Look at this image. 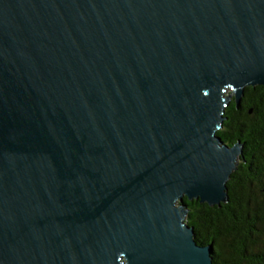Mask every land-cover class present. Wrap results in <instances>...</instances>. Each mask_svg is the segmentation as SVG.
<instances>
[{
	"label": "water",
	"instance_id": "obj_1",
	"mask_svg": "<svg viewBox=\"0 0 264 264\" xmlns=\"http://www.w3.org/2000/svg\"><path fill=\"white\" fill-rule=\"evenodd\" d=\"M257 85L264 0H0V264H214Z\"/></svg>",
	"mask_w": 264,
	"mask_h": 264
},
{
	"label": "trees",
	"instance_id": "obj_2",
	"mask_svg": "<svg viewBox=\"0 0 264 264\" xmlns=\"http://www.w3.org/2000/svg\"><path fill=\"white\" fill-rule=\"evenodd\" d=\"M240 105L245 109L238 108L236 101L231 100L224 113V126L218 130V134L228 145L239 141L246 149L250 128L253 127L255 136H264V86L246 87ZM250 107H256V115H249ZM250 119L253 120L252 127L249 126ZM246 172V164L241 162L227 182L229 200L221 205L211 207L198 199L190 201L184 197L189 209L188 224L194 226L196 232L195 240L202 245L213 244L214 264H260L257 259L254 260V252L248 247L244 232L246 221L259 214L255 211L257 206L249 207L241 202ZM259 207L264 209V204Z\"/></svg>",
	"mask_w": 264,
	"mask_h": 264
},
{
	"label": "flooded vegetation",
	"instance_id": "obj_3",
	"mask_svg": "<svg viewBox=\"0 0 264 264\" xmlns=\"http://www.w3.org/2000/svg\"><path fill=\"white\" fill-rule=\"evenodd\" d=\"M240 107L243 110L245 109V106L240 105ZM255 109L256 107L249 108L250 116L256 115ZM249 123V126L252 127L253 120L250 119ZM253 130L252 127L248 131L246 149L244 144L240 143L242 144V154L239 157L237 168L241 162L246 164V181L243 187L241 186L243 190L241 202L243 204L247 203L249 207L252 205L257 206L255 211L259 213L254 218L250 217L246 221L244 231L247 235L246 243L250 250L254 252V260L257 259L258 263L264 264V209L259 207L262 206V203L264 204V136H255ZM257 138L258 140H256Z\"/></svg>",
	"mask_w": 264,
	"mask_h": 264
}]
</instances>
